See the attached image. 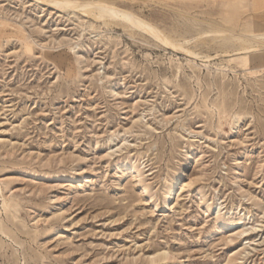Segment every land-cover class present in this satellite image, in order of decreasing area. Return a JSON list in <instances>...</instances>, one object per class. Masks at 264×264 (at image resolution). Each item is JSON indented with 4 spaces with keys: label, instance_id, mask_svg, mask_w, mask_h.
<instances>
[{
    "label": "rangeland",
    "instance_id": "obj_1",
    "mask_svg": "<svg viewBox=\"0 0 264 264\" xmlns=\"http://www.w3.org/2000/svg\"><path fill=\"white\" fill-rule=\"evenodd\" d=\"M103 1L211 58L0 0V264H264V10Z\"/></svg>",
    "mask_w": 264,
    "mask_h": 264
},
{
    "label": "bare ground",
    "instance_id": "obj_2",
    "mask_svg": "<svg viewBox=\"0 0 264 264\" xmlns=\"http://www.w3.org/2000/svg\"><path fill=\"white\" fill-rule=\"evenodd\" d=\"M36 2L48 5L55 9L69 10L81 9L93 17L106 18L109 20L119 21L127 27L136 28L140 31L147 32L159 42L165 44L171 49L181 51L192 57L211 58V55H202L199 52L187 48L183 42L169 36L163 32L156 24L141 17L128 8H124L103 0H35ZM77 10V11H80ZM74 11V10H73ZM224 31V30H223ZM221 32V31H220ZM219 32V33H220ZM228 32V31H227ZM222 36V35H221ZM224 36V34H223ZM225 50L216 54L217 56H226L233 53L240 55L252 54L264 50V33L253 34H225L223 38ZM230 44V45H229Z\"/></svg>",
    "mask_w": 264,
    "mask_h": 264
},
{
    "label": "crops",
    "instance_id": "obj_3",
    "mask_svg": "<svg viewBox=\"0 0 264 264\" xmlns=\"http://www.w3.org/2000/svg\"><path fill=\"white\" fill-rule=\"evenodd\" d=\"M246 2L250 6H256L260 11L264 10V0H239Z\"/></svg>",
    "mask_w": 264,
    "mask_h": 264
}]
</instances>
